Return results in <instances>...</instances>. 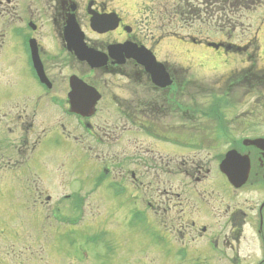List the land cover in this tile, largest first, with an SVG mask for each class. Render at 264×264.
I'll return each instance as SVG.
<instances>
[{"label": "flooded vegetation", "instance_id": "1", "mask_svg": "<svg viewBox=\"0 0 264 264\" xmlns=\"http://www.w3.org/2000/svg\"><path fill=\"white\" fill-rule=\"evenodd\" d=\"M113 1L0 0V170L12 171L13 166L25 171L20 187L1 179L0 189L13 193L26 187L36 202L31 216L38 213L39 223L54 202L48 221L56 222L69 205L70 227L77 226L75 217L82 216L83 208L89 214L94 207L100 212L103 206L118 207L121 223L127 219L130 225L125 236L116 235L119 240L100 237L106 255L122 254L123 239L133 247L151 244L150 259L158 260L154 264H264V119L254 124L249 114L253 107L246 104L251 89L264 80L256 48L251 43L238 48L250 66L221 77L216 98L209 94L215 105L221 100L223 108L227 100L240 99L247 111L229 116L202 103L188 108L184 67L161 59V43H147L151 29L146 27V37H141ZM210 1L199 11L217 18L220 10L229 13L234 3L250 7L257 0H224L221 8L219 0ZM111 13L119 15V24L108 28L112 24L107 19L103 30L92 29V17ZM142 46L165 65L172 84L155 82L142 63L148 60ZM56 48L51 55L60 56V63L49 65ZM109 79L123 80L126 87L105 92ZM127 89L131 91L125 96ZM107 105L114 109L115 122L95 123ZM44 111L48 117L39 115ZM61 119L84 140L72 138L66 123L56 130L36 124L42 120L50 126L55 120L58 125ZM94 148H101V154ZM111 149L121 153L114 156ZM63 154L70 155L69 161L58 166L72 176H64L67 186L61 188L53 185L59 173L53 160ZM64 190L61 197L51 193ZM93 199L97 203H91ZM5 211L6 223L24 226L28 220L19 217L16 204ZM107 216L94 222L102 225Z\"/></svg>", "mask_w": 264, "mask_h": 264}, {"label": "rangeland", "instance_id": "2", "mask_svg": "<svg viewBox=\"0 0 264 264\" xmlns=\"http://www.w3.org/2000/svg\"><path fill=\"white\" fill-rule=\"evenodd\" d=\"M176 1L177 0H114L112 3L113 6H116L121 11L123 17L125 18L124 21H128L129 24H133V26L137 29V33L141 37L145 36L143 35V32L146 27H149L151 29V33H146L148 34L147 43L150 45L152 44L153 46L161 43L158 46L161 51L160 55H162V57H164L172 67H184L181 69L183 70L182 76H184V90L188 108H197L199 107V104L202 103L207 109H209L211 105L218 107L221 114H223L224 111V113H229V116L239 114L240 111H247V106L241 105V103H244L240 99L231 98L230 100H227L228 102L225 101L228 104L225 105V108H223V103H221L222 101L220 100L219 105H215L217 100H213L211 96H215L216 98V93L219 92L221 87H217L215 85L217 82L221 81L220 78L222 77V75H224V73H228L229 67H236L235 69L249 67V59L241 58V56L239 57L241 59H239L238 57H233V55H225L222 52L216 53L214 49H204L200 45L196 46L182 43L179 41V38L180 35L184 36L185 34H194L202 38H209L210 40H225L244 45L251 41V39L257 38L261 40L262 44H264V32H262V35H260L259 37H255L254 34L255 30L258 28V23H261L260 17L264 15V0H259L256 5H250V7L252 6V9L256 10L248 9L244 10L243 12L235 13V19L231 20V24L225 26L226 30L224 33L221 29H219V26L224 23V20L220 19L217 23L215 18L213 20L211 19L214 17L211 14L203 15V17H201V22H192V24H190V20L185 21V19H183L179 15L174 16V5ZM254 11H261V15L257 16L253 14ZM211 21H214L215 23L211 25ZM215 24L217 25L215 26ZM174 35H177V38L173 37ZM254 48H257V46L255 45ZM56 50L57 48L53 49L50 55L52 54V52L56 53ZM201 58L205 59L207 62L220 63V61H222L223 67L219 70H215L214 72H209L208 75H204V73L199 72L197 69L203 63ZM260 58H263V56ZM48 59L50 60L49 65H56L60 63L61 57L51 55V57H48ZM243 59L245 60V62L240 61ZM257 63L261 67L264 66V62L262 60H260V62L257 61ZM4 76L7 80L11 78L9 77L8 73H5ZM113 82L115 83L114 85H112ZM106 85L108 87L104 89L105 92H109L111 90L115 91L116 89H114V87L117 85L126 87V83H124L123 80L114 81V79L107 80ZM126 91L127 93L124 94L125 96L128 95L131 89H127ZM263 92L264 89L261 90V93ZM17 97L22 103L23 98L19 96ZM255 97H258V95H256ZM11 98H13V96ZM254 100L255 98L253 99V101ZM253 101L249 98L246 104L248 105ZM111 107L112 106L107 105L106 109L102 110L101 108L98 112V115L95 117V119H98L99 121L97 120L95 121V123L101 124L103 122H107V124H113L115 122L114 109L112 107V113H110V111L108 110ZM249 109L250 116H254L251 117V119L254 118V124L257 123V118L263 120L264 95H262L259 100L257 99V104L253 106L252 109ZM253 109H261V112L258 111L259 113L257 112L256 114V111ZM39 115L48 117V112L44 111ZM243 115L246 116V113H242V116ZM36 116L37 114L35 115V118ZM100 120L103 122H100ZM36 122V124L39 125L40 128L47 127L48 129H55V127L59 126L61 123H66L68 125L67 133H71L72 138L74 136H79L82 140H84L85 138L79 130H76L74 126H72V124H69L64 119L59 120L58 125L54 124L55 120H53L50 126L45 122L44 124H42V120H36ZM94 149L96 154H101V148ZM105 151L108 158H111V153L108 154V151ZM112 151L114 156L121 153V150L118 149ZM53 153V151L49 152V155L52 157ZM62 156L55 158L57 162L53 160V162L57 164L59 173L56 176L55 180H53L55 184L52 183L53 185L61 188L67 186V180L64 179V176H72L70 173L69 175L64 172L61 173L60 169H63L64 166L59 167L58 165L62 160L69 161L67 157H69L70 155L63 154ZM55 167L56 166H54L49 171L51 173L52 171L54 172ZM9 169L12 171H5V169L0 170V180L2 179L4 181H7L9 179V182L15 183V186L18 185V187H20V174L22 171H24V169H15V167L13 166H10ZM33 171L38 172L40 170L33 168ZM49 177H51V175H49ZM38 182L40 184L44 183L40 180H38ZM45 183L46 186L47 183L50 184L47 181ZM75 185L76 183L74 185H71L70 188L75 187ZM46 186L42 185V188H45ZM24 190L19 189L17 192L13 190V193L12 191L8 193L7 191L5 192L4 190L0 189V264H81L78 261H81L83 264H145L146 262L147 264H154V261H158L150 259V249L152 248V246L149 243L143 244L141 242L139 245L133 247L131 246L132 241L122 239V242L124 243L123 247L121 248L122 254L113 253L109 255H106L104 251L102 249H99L97 246L90 245L87 238L95 233L100 232L98 231L100 230L98 229L99 227L95 226L99 222H94V219L98 218L100 215V210H98L97 207H94L93 210L90 209V214H97V217L95 216L96 218L91 217L87 211H84L83 208L81 216L83 218V221L81 219L78 223V227H72V229L70 226L61 224V222L56 223L55 221H53V223L51 221H48V219L53 218L51 212L52 209L56 207V202H54L53 206H51L48 210L43 211L42 216L44 220H41L42 222L39 223L37 221L38 213L33 217L31 216V213L35 212L33 211V204H35L36 202L31 197L29 190L26 187L24 188ZM49 192L50 190H48V193ZM52 192L56 197H61L62 194H64V192L66 191L64 190L62 193L59 191V194H57L56 191H51V193ZM9 197L11 198L9 199V201H7ZM107 199H110L108 203H111V201L113 200L110 194H108ZM91 203H97V201L93 199ZM9 204H11V207L16 204L17 208L19 209L20 218H24V216H27L28 220L27 222H25L24 226L22 224L19 227L17 225H13L12 222L4 225V218L7 216L5 207ZM112 204L115 205V202H112ZM130 207L131 206H129V210ZM111 208V206L101 207V214L106 216L110 212L109 209ZM115 211L119 215L120 213H122L118 207L115 208ZM61 212V217H66V215L68 214H73V209L71 206L65 205L64 208L61 209ZM112 214L114 216H110L111 219L109 224L107 222H104L100 227L105 231L106 236H109L112 241H116V235H118L119 237H123L126 235L125 230L127 228V225L125 223L118 226L117 221L119 220L116 221V213ZM33 220H35L34 223ZM112 220L114 221L112 222ZM65 221L66 220H63L62 222L64 223ZM15 229L18 231H16ZM117 240H119V238H117ZM83 246L87 253L81 252L80 249ZM123 255L126 257L122 259L121 257ZM87 256H90L91 260L84 261ZM165 261L167 263L169 262L168 260ZM184 264H194V261H186Z\"/></svg>", "mask_w": 264, "mask_h": 264}]
</instances>
